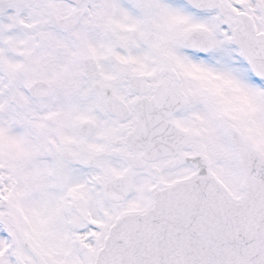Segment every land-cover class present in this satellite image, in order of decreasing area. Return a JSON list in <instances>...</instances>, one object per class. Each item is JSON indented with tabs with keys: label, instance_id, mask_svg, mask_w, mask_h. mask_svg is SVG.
Masks as SVG:
<instances>
[{
	"label": "snow or ice",
	"instance_id": "1",
	"mask_svg": "<svg viewBox=\"0 0 264 264\" xmlns=\"http://www.w3.org/2000/svg\"><path fill=\"white\" fill-rule=\"evenodd\" d=\"M0 264H264V0H0Z\"/></svg>",
	"mask_w": 264,
	"mask_h": 264
}]
</instances>
